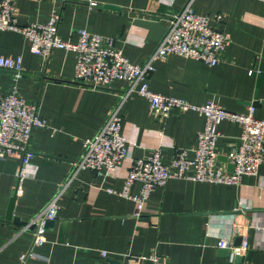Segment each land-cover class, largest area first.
Masks as SVG:
<instances>
[{
    "label": "crops",
    "instance_id": "0c3cea01",
    "mask_svg": "<svg viewBox=\"0 0 264 264\" xmlns=\"http://www.w3.org/2000/svg\"><path fill=\"white\" fill-rule=\"evenodd\" d=\"M187 1L16 0V18L21 26L46 24L59 13L61 40L76 43L77 32L86 30L111 38L129 63L143 65L168 29V20ZM193 7L229 38L220 62L210 68L177 56L158 60L149 89L194 106L212 101L235 114L251 107L254 117L264 121V4L195 0ZM17 56L22 58V73L15 78L13 72L0 69V93L15 88L21 99L38 105L48 127L31 135L34 157L26 177L17 176L22 168L18 156L0 160V264H20L19 256L30 251L35 256L29 264H150L147 258L153 254L165 264H235L219 252V240L232 248L246 242L237 264H264V163L256 176L243 177L238 186L170 180L149 195L136 218L134 204L119 195L131 162L147 158L155 148L164 164L176 150H186L191 159L204 118L176 112L166 119L154 116L143 98L132 93L124 99L129 89L124 82L85 87L74 81L72 53L55 51L45 61L31 53L23 36L0 32V57ZM119 107L127 158L108 176L77 174L58 201V218L46 227L45 243L32 248V231L3 221L9 200L16 191L13 216L29 223L71 177L82 142ZM218 132L216 152L223 158L241 126L222 122ZM128 194L138 196L139 186L133 184Z\"/></svg>",
    "mask_w": 264,
    "mask_h": 264
},
{
    "label": "built area",
    "instance_id": "2783aa9c",
    "mask_svg": "<svg viewBox=\"0 0 264 264\" xmlns=\"http://www.w3.org/2000/svg\"><path fill=\"white\" fill-rule=\"evenodd\" d=\"M263 3L264 0H252ZM195 0H188L184 7L168 20V29L155 50L143 65H133L114 46V40L86 30L77 32L76 43L65 42L58 36L59 13L51 15L46 24L21 26L16 18V0H0V32H11L23 36L30 44V51L43 60L53 52L64 51L74 55V81L89 88H108L114 82L127 83L129 89L124 96L134 93L147 101L154 116L168 118L172 113H195L204 118V127L196 136L193 157L188 158L186 150H176L173 157L164 164L159 148L151 151L144 159L133 160L129 166L125 184L120 196L135 206L134 217L139 218L149 195L157 188H163L170 180H185L193 183L238 186L243 177L256 176L264 163V121L254 117L253 108L245 114L224 110L215 102L194 106L185 100L156 94L149 89V76L153 64L169 56L191 59L210 68L221 60L229 41L228 36L211 27L206 16L195 12ZM90 4V7H95ZM0 69L13 72L15 78L22 73V58L0 57ZM258 70V74H259ZM253 70L248 72L251 76ZM116 108L106 119L99 131L82 142V155L74 167L71 177L47 206L30 222L32 248L45 243L46 224L58 218V201L77 174L92 172L98 177L113 174L128 155V141L121 133L122 125ZM230 122L241 126V133L225 155L226 163L217 160L216 145L221 137L218 126ZM48 122L38 113V105L21 99L16 89L7 94L0 93V160L18 156L22 168L17 174L19 180L27 176V167L34 157L29 149L32 133L47 128ZM227 165L233 170L229 172ZM133 184L139 186V195H129ZM109 192H112L109 190ZM26 231V228H22ZM218 249H229V262L246 252V242L239 248H232L228 241L219 240ZM35 256L32 251L19 256L20 264H29ZM150 264H165L161 257L153 254L147 258Z\"/></svg>",
    "mask_w": 264,
    "mask_h": 264
},
{
    "label": "water",
    "instance_id": "95a60500",
    "mask_svg": "<svg viewBox=\"0 0 264 264\" xmlns=\"http://www.w3.org/2000/svg\"><path fill=\"white\" fill-rule=\"evenodd\" d=\"M104 9L117 10V8L113 7V6H104ZM35 77H38V76H35ZM254 99H255V102H254L253 106L256 107L257 106L256 98H254ZM217 160L218 161L220 160L222 163H226V158L225 157H223V158H219L218 157ZM227 170L229 172H231L233 170V167L231 165H227ZM15 201H16V191L14 192L12 198L9 200L7 212H6V214H5L4 218H3V221L7 222V223H12L13 225H15L17 227H20V228H26L27 231H32L34 229V225H30L28 222H23L19 218L13 216V211H14V207H15ZM52 223L53 222H48L46 224V227H48ZM219 252L223 256H225L227 258L230 255V250L229 249H220ZM250 256H251V252H248L246 258L249 259ZM242 260H243V256L242 255L237 256L234 259V263L237 264V263L241 262Z\"/></svg>",
    "mask_w": 264,
    "mask_h": 264
}]
</instances>
